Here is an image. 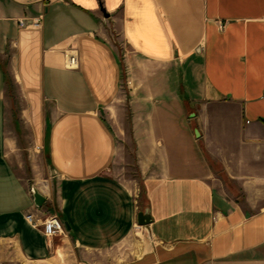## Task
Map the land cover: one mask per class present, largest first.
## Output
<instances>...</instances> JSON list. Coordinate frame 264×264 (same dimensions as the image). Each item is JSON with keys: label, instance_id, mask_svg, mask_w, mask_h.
<instances>
[{"label": "crops", "instance_id": "1", "mask_svg": "<svg viewBox=\"0 0 264 264\" xmlns=\"http://www.w3.org/2000/svg\"><path fill=\"white\" fill-rule=\"evenodd\" d=\"M0 264H264V0H0Z\"/></svg>", "mask_w": 264, "mask_h": 264}, {"label": "built area", "instance_id": "2", "mask_svg": "<svg viewBox=\"0 0 264 264\" xmlns=\"http://www.w3.org/2000/svg\"><path fill=\"white\" fill-rule=\"evenodd\" d=\"M52 2L54 0H48ZM56 1V0H55ZM42 17L39 16L31 22L30 25L38 28L41 26ZM21 26L27 25L26 22H21ZM223 29L224 25H220ZM66 60V66L70 69H76L79 65L78 56L75 52H65L64 54ZM28 222L36 229L40 230L51 244V241L57 237H62L67 234V228L65 223L56 215L50 214L44 218H36L33 213H29L26 216Z\"/></svg>", "mask_w": 264, "mask_h": 264}, {"label": "water", "instance_id": "3", "mask_svg": "<svg viewBox=\"0 0 264 264\" xmlns=\"http://www.w3.org/2000/svg\"><path fill=\"white\" fill-rule=\"evenodd\" d=\"M32 195L34 200V205L41 209L44 207L46 198L37 190V188H32ZM152 223V218L150 215V210L147 208L144 211H140L137 214V224L139 226H147Z\"/></svg>", "mask_w": 264, "mask_h": 264}, {"label": "rangeland", "instance_id": "4", "mask_svg": "<svg viewBox=\"0 0 264 264\" xmlns=\"http://www.w3.org/2000/svg\"><path fill=\"white\" fill-rule=\"evenodd\" d=\"M117 47L119 49V54L121 57L127 54L124 45H121L117 42ZM124 165L128 169L127 171L128 179H132V177H135V173L137 171V165L136 164H124Z\"/></svg>", "mask_w": 264, "mask_h": 264}]
</instances>
